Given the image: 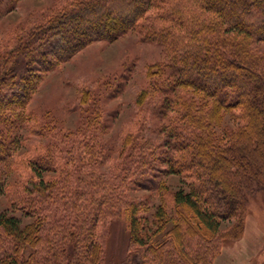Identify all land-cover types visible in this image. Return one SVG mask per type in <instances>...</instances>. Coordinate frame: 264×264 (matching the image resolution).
I'll return each mask as SVG.
<instances>
[{"label":"trees","instance_id":"trees-1","mask_svg":"<svg viewBox=\"0 0 264 264\" xmlns=\"http://www.w3.org/2000/svg\"><path fill=\"white\" fill-rule=\"evenodd\" d=\"M5 1L13 9L20 0ZM129 33L157 44L165 62L148 65L135 100L145 119L101 171L100 96L82 88L69 131L28 105L85 47ZM225 113L236 124L221 130ZM142 123L158 139L143 136ZM162 174L182 186L172 190ZM14 175L24 182L7 191ZM150 188L159 202L147 217L130 192ZM5 192L31 221L0 212L1 264H105L115 217L128 225L124 264H213L223 242L242 235L250 197L264 193V0H60L12 29L0 45Z\"/></svg>","mask_w":264,"mask_h":264},{"label":"rangeland","instance_id":"rangeland-1","mask_svg":"<svg viewBox=\"0 0 264 264\" xmlns=\"http://www.w3.org/2000/svg\"><path fill=\"white\" fill-rule=\"evenodd\" d=\"M60 0H20L9 9L5 0H0V45L5 36L19 25H28L37 19L47 7ZM155 62H165L160 47L151 42H141L134 33L126 34L116 41H96L77 53L70 61L50 72L34 94L28 109L39 115L50 117L59 129L76 130L80 123L81 107L79 95L82 88L100 96L104 115V130L97 140L104 144L109 154V162L103 163L99 170L107 171L116 157L120 139L128 131L134 130L145 119V110L136 105V97L147 83V67ZM143 124V123H142ZM219 129L233 128L236 121L225 113ZM141 134L158 139L157 133L143 124ZM154 125V124H152ZM30 150L29 146L23 152ZM172 190L182 186L179 176L161 175ZM157 176V178H160ZM11 184L20 186L18 176L11 177ZM142 206L144 216L149 217L159 202L156 191L138 189L130 192ZM242 235L238 239L225 240L222 250L213 264H263L264 263V193L252 195L248 201ZM10 194L0 196V212L7 210L20 217L23 223L31 221L20 211L11 207ZM230 224L225 222L221 228ZM122 217H115L106 226L105 264H124L127 253L128 227ZM1 264V262H0Z\"/></svg>","mask_w":264,"mask_h":264}]
</instances>
